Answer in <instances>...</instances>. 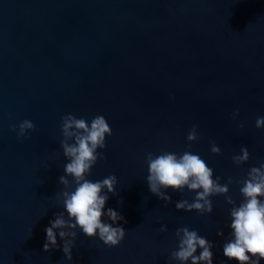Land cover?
<instances>
[{
    "label": "water",
    "instance_id": "1",
    "mask_svg": "<svg viewBox=\"0 0 264 264\" xmlns=\"http://www.w3.org/2000/svg\"><path fill=\"white\" fill-rule=\"evenodd\" d=\"M69 113L102 115L112 129L98 149L105 159L87 178L116 176L104 211L120 213L124 221L114 226L126 232L108 248L77 229L71 261L59 236L56 249L42 250L45 228L64 211L56 194L68 162L60 122ZM257 117H264V0H0V264H177L169 256L181 227L213 243V264H235L222 253L231 223L225 198H210V215L176 211V201L195 193L169 189L167 204L151 194L145 156L182 153L195 124L200 138L191 151L213 178L243 179L264 163ZM25 119L35 129L17 141L10 126ZM241 147L250 158L237 167ZM239 187H229L237 205Z\"/></svg>",
    "mask_w": 264,
    "mask_h": 264
},
{
    "label": "clouds",
    "instance_id": "2",
    "mask_svg": "<svg viewBox=\"0 0 264 264\" xmlns=\"http://www.w3.org/2000/svg\"><path fill=\"white\" fill-rule=\"evenodd\" d=\"M238 116L239 112H234L232 119ZM243 127V123L238 125L240 129ZM255 127L258 130L264 128V117H257ZM197 128L198 125L194 124L189 130L187 147L182 153L164 151L156 155L151 152L146 154L149 191L167 204L171 202V197L166 194L169 189L179 193L187 189L195 196L191 202L187 199L176 201L175 210L195 211L201 216L213 212L211 197L223 196L225 203L231 206L230 236L222 245L224 258L235 261V264H261L264 261V163L259 167H251L245 178L234 181L229 177L222 184L221 177L213 178V169L207 162L191 151V145L200 138ZM34 129V123L25 119L18 125L10 126L9 130L16 133L17 141H22ZM60 132V148L68 162L63 166L64 175L59 177L58 183L62 190L56 194V199L64 211L57 213L45 228L46 239L42 250L47 253L56 249L59 236L63 242L64 258L71 261L77 229L87 238H98L108 248L120 245L126 232L123 227L114 226L118 221H124L120 213L111 208L104 211L109 194L116 195V176L109 175L97 181L87 178L97 161L105 159L98 149H105L106 137L112 135L107 120L97 115L88 121L69 113L61 117ZM210 152L218 156L221 149L211 143ZM249 158L247 147H241L240 153L232 157V162L240 167ZM234 182L240 186L239 195L242 199L238 205L229 195V187ZM105 216L111 223L105 222ZM159 231L166 232L167 227L162 225ZM216 234L223 235L219 231ZM175 238L178 244L176 250L170 253V261L177 264H188L189 261L190 264H213L214 245L196 230L177 228ZM198 250L199 255H196Z\"/></svg>",
    "mask_w": 264,
    "mask_h": 264
}]
</instances>
